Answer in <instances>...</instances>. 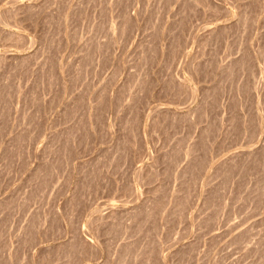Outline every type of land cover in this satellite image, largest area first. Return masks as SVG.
I'll return each mask as SVG.
<instances>
[{
  "label": "rangeland",
  "instance_id": "rangeland-1",
  "mask_svg": "<svg viewBox=\"0 0 264 264\" xmlns=\"http://www.w3.org/2000/svg\"><path fill=\"white\" fill-rule=\"evenodd\" d=\"M0 264H264V0H0Z\"/></svg>",
  "mask_w": 264,
  "mask_h": 264
}]
</instances>
